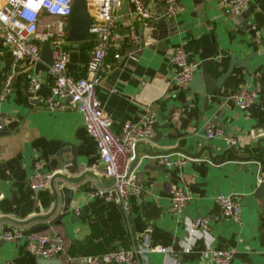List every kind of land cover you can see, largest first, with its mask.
Returning <instances> with one entry per match:
<instances>
[{
    "label": "crops",
    "instance_id": "crops-1",
    "mask_svg": "<svg viewBox=\"0 0 264 264\" xmlns=\"http://www.w3.org/2000/svg\"><path fill=\"white\" fill-rule=\"evenodd\" d=\"M146 2L152 10L149 18L163 13V0ZM225 7L220 0H179L177 14L168 18L169 35L154 41L141 38L138 46L128 34L129 16H119L116 28L120 44L108 49V65L96 84V96L112 117L115 132L121 131L125 120L143 123L151 115L153 122H158L155 132L137 143L133 165L141 191L129 194L126 211L115 200L83 189L114 183L104 173L96 138L86 128L79 109L48 110L42 105L49 90V72L40 77L42 84L33 94L27 91L25 72L31 67L35 70V63L22 59L13 65L0 31V83L10 70L15 71L13 91L0 101V113L12 118L3 128L7 131L0 134V214L22 220L43 213L51 205L50 187L36 190L29 182L38 158L45 160L44 171H66L64 162L68 163L75 151L82 164L78 170L93 169L101 182L90 176L78 182L56 177L58 206L50 218L26 224L1 221L0 229L22 230L48 223V228L39 231L50 234L62 247L53 256L55 261L41 262L40 255L31 251L25 233L5 238L0 244V264H82L88 254L133 244L151 245L148 264H224L209 257V247L230 248L233 257L228 264H264V229L260 227L264 211L262 199L254 193L264 178V0H249L237 13ZM135 22L140 29L143 20L136 18ZM178 45L200 61L197 71L206 69L213 76L227 68L231 56L242 58L255 48L261 51L246 64L234 63L222 84L207 94L189 81L176 79L177 66L170 62V54ZM66 46L67 72L85 76L91 39L68 40ZM116 49L121 51L120 57H114ZM241 85L256 88L250 108L225 100ZM208 122L235 135L238 144L229 146L219 135L208 137ZM160 153L186 155L187 160L163 164L155 158ZM63 184L72 188L70 210L60 223H54L66 199L60 187ZM174 187H183L190 195L181 213L169 209ZM42 190L51 194L49 203L43 200ZM217 192L239 197L241 221L223 213L214 197ZM82 208L84 212H78ZM71 212L78 216L71 219ZM196 215L207 216L210 225L190 238L185 218ZM158 245L169 251L157 249Z\"/></svg>",
    "mask_w": 264,
    "mask_h": 264
},
{
    "label": "built area",
    "instance_id": "built-area-1",
    "mask_svg": "<svg viewBox=\"0 0 264 264\" xmlns=\"http://www.w3.org/2000/svg\"><path fill=\"white\" fill-rule=\"evenodd\" d=\"M73 0H40L38 9H25L21 0H0V12L8 17V21L0 20V31L8 45L11 62L16 65L20 60L27 59L31 64L41 59V44L49 40L52 61L49 64V90L42 98V105L48 110L77 108L82 113L83 122L88 131L96 138L100 152L104 173L114 176L113 185L95 187L92 192L115 200L126 211L130 207L129 194L140 193L134 168L128 171L131 160L136 155L137 143L140 139L149 138L154 132L153 116L146 117L143 123L134 120H125L120 132L112 127V117L103 109L96 96L95 87L103 75L108 62L105 56L111 46L118 47L120 32L116 28L123 0H86L91 15L89 33L91 39L90 53L87 61V74L74 77L66 69L69 60V49L66 46L68 17ZM226 5L228 12H240L249 0H220ZM179 10V0H163V13L174 17ZM28 11L33 19L23 15ZM129 16L128 34L135 46L141 43V33L135 22L136 18L146 22L152 10L146 0H128L127 11ZM44 16L50 17L43 19ZM114 57H120L121 51L116 49ZM170 62L177 66L175 77L181 82H188L200 67V61L189 57V52L181 45L173 48ZM26 89L34 93L42 84L38 73L31 67L25 72ZM15 71L10 70L0 83V101L5 99L14 88ZM256 96V88L241 85L230 91L226 101L233 102L241 108L251 106ZM12 118L0 113V130L5 128ZM208 137L219 135L229 146L238 144L235 135L227 133L221 126L211 122L205 125ZM158 162L167 165H176L187 160L186 155L169 156L166 153L156 154ZM37 170L29 177L30 185L49 186L52 171H40L45 164L43 158L36 161ZM189 193L183 187L172 188V202L170 210L183 212L189 198ZM215 200L219 203L224 214L241 221V201L234 193L217 192ZM209 220L205 215H196L185 218L188 235L192 238L197 232L208 230ZM24 234L18 227L0 229V237L13 238ZM27 242L31 251L38 255L55 256L61 249V243L54 241L52 236L44 231L26 233ZM159 250L169 251L166 246H156ZM151 245L133 244L130 248L111 247L101 253H91L85 256L82 264H105L109 261L127 264H148V251ZM189 249V246H186ZM209 257L224 264L231 262L233 251L230 248L209 247ZM176 264H182L176 262Z\"/></svg>",
    "mask_w": 264,
    "mask_h": 264
},
{
    "label": "water",
    "instance_id": "water-1",
    "mask_svg": "<svg viewBox=\"0 0 264 264\" xmlns=\"http://www.w3.org/2000/svg\"><path fill=\"white\" fill-rule=\"evenodd\" d=\"M127 7H128V0H123V4L120 7V12L121 13L126 12ZM90 22H91V15L88 11L86 0H73L68 17V28H67L66 39L72 42H78L79 40L90 38V33H89ZM139 31L141 33V38L143 40L147 41V39L148 40L151 39L154 41L161 39L165 36H168L169 33L172 31V29L170 27V23H168V17L164 13H162L157 15L156 19L149 18L146 22H143ZM260 51L261 48H255L252 52L248 53L242 58L231 56L227 68L224 71L220 72L217 76H213V72L208 71L206 69H201L200 71H196L193 74L192 78L189 80V82L195 87L196 90L209 94L213 91L215 87L220 86L222 84L223 80L231 72L234 63L246 64L250 58H253ZM40 55H41V59L35 62V71L39 73L38 75L40 77H44L47 75L49 64L52 61V53H51V46L49 40H44L42 42ZM248 108H250V106ZM153 125L156 128L158 122L157 121L153 122ZM6 131L7 130L5 129L0 130V134ZM73 152H74V157L71 158V160L68 163L64 162V168L67 172L62 170V168H58L53 170L50 176L49 187L52 191L53 201L51 205L47 207L43 213L33 214L28 218L22 220H15L8 215L0 214V222L3 220H10L13 222H17L19 224H26L34 219L50 218L54 214L58 206L59 193H58V188L55 184L56 177H60L64 182H78L85 180L90 176L93 177L94 180L100 184L101 182L98 179V176L93 169L87 167L78 170L79 167L82 166V164H80L77 161L76 152L75 151ZM135 159H136V155L131 160L128 166V171L134 168L133 162L135 161ZM154 165L155 164H147V166L149 167ZM40 171H44V169L41 168ZM110 180L113 182L115 180V177L110 176ZM60 187L62 191L65 193L66 199L62 206V210L57 215V217L53 219L54 223H60L62 221V216H64L68 212V210H70L69 199L71 197L72 188L65 184H63ZM95 187L96 186L87 185L83 189L91 190L94 189ZM42 188H44V186H37L34 189L39 190ZM254 193L257 194L262 199V209L264 211V178L263 177L260 178L259 183L254 189ZM78 212H84V208L78 210ZM77 216L78 214L76 212L70 213L71 219ZM49 225L50 224L48 223L36 224L29 228H25L23 232L26 234L32 231H39L48 228ZM260 227L264 229V218L260 223ZM7 228H8L7 226H4L3 228H1V230ZM4 240H5L4 237H0V244ZM177 247L178 244H175V248ZM40 260L41 262H49V261L52 262L55 261V257L40 255Z\"/></svg>",
    "mask_w": 264,
    "mask_h": 264
},
{
    "label": "clouds",
    "instance_id": "clouds-1",
    "mask_svg": "<svg viewBox=\"0 0 264 264\" xmlns=\"http://www.w3.org/2000/svg\"><path fill=\"white\" fill-rule=\"evenodd\" d=\"M21 2L24 4L25 9L36 10V9H38L40 0H21ZM23 15L27 19H33V17L29 14L28 11H25L23 13ZM0 20H2L4 22H7L8 21V17L6 15H4L2 12H0Z\"/></svg>",
    "mask_w": 264,
    "mask_h": 264
},
{
    "label": "trees",
    "instance_id": "trees-1",
    "mask_svg": "<svg viewBox=\"0 0 264 264\" xmlns=\"http://www.w3.org/2000/svg\"><path fill=\"white\" fill-rule=\"evenodd\" d=\"M42 198L45 202L49 203L51 199V194L47 190H42L41 191Z\"/></svg>",
    "mask_w": 264,
    "mask_h": 264
}]
</instances>
